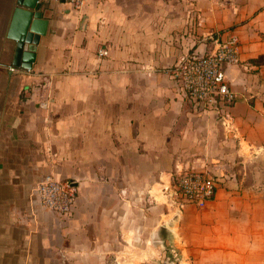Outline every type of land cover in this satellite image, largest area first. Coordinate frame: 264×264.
<instances>
[{
  "label": "crops",
  "instance_id": "0c3cea01",
  "mask_svg": "<svg viewBox=\"0 0 264 264\" xmlns=\"http://www.w3.org/2000/svg\"><path fill=\"white\" fill-rule=\"evenodd\" d=\"M16 9L0 0V264H102L91 255L106 224L184 171L219 180L171 226L185 264H264L263 175L237 176L264 158V0H42L29 72L12 65ZM212 32L239 42L224 121L195 111L166 68L210 50ZM45 175L74 184L69 218L38 206Z\"/></svg>",
  "mask_w": 264,
  "mask_h": 264
},
{
  "label": "built area",
  "instance_id": "2783aa9c",
  "mask_svg": "<svg viewBox=\"0 0 264 264\" xmlns=\"http://www.w3.org/2000/svg\"><path fill=\"white\" fill-rule=\"evenodd\" d=\"M79 11L84 0H54ZM212 44L210 50L198 54H188L180 63L168 70L183 99L197 112H212L222 120L226 110L235 104L237 96L229 88L225 79L226 67L238 62V38L227 33L207 37ZM106 50L98 49V56H105ZM18 72V68H9ZM29 72V70H25ZM224 121V120H223ZM219 180L207 172L184 171L173 178L168 196V205L174 212H181L186 205L203 208L215 197ZM166 191V190H165ZM76 188L70 181L56 180L45 175L38 182L36 200L40 209L67 219L72 214L76 199Z\"/></svg>",
  "mask_w": 264,
  "mask_h": 264
},
{
  "label": "rangeland",
  "instance_id": "374dc122",
  "mask_svg": "<svg viewBox=\"0 0 264 264\" xmlns=\"http://www.w3.org/2000/svg\"><path fill=\"white\" fill-rule=\"evenodd\" d=\"M216 33L218 32L209 33L201 38L205 37L208 43L211 41L207 37ZM188 54L190 53H186ZM180 61L166 68L169 70ZM238 164L241 168L243 165L247 166L241 173L238 172V177L242 176L243 172L254 174V169L259 168L264 179V158L261 156L252 158L250 162L247 160L245 164ZM172 185L173 180L166 191L155 188L151 192L155 196L141 201L142 207L136 206L135 202V205L131 204V201L130 205L124 206L126 210L124 220L118 221L116 218L106 224L104 237L97 242V252L91 256L102 264H185L190 262L191 258L182 253L170 238L171 226L177 217V212L168 205ZM150 206L156 208L150 209ZM159 224L163 225L164 229L153 237L152 230Z\"/></svg>",
  "mask_w": 264,
  "mask_h": 264
},
{
  "label": "water",
  "instance_id": "95a60500",
  "mask_svg": "<svg viewBox=\"0 0 264 264\" xmlns=\"http://www.w3.org/2000/svg\"><path fill=\"white\" fill-rule=\"evenodd\" d=\"M42 0H17L18 5L25 9H16L14 19L20 20L21 29L18 35L13 37L15 42L12 65L24 70L31 69L35 57V46L40 36L46 31V20L42 19L39 11Z\"/></svg>",
  "mask_w": 264,
  "mask_h": 264
}]
</instances>
